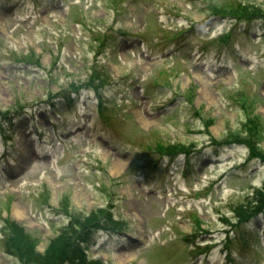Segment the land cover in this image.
Returning a JSON list of instances; mask_svg holds the SVG:
<instances>
[{"label":"rangeland","instance_id":"rangeland-1","mask_svg":"<svg viewBox=\"0 0 264 264\" xmlns=\"http://www.w3.org/2000/svg\"><path fill=\"white\" fill-rule=\"evenodd\" d=\"M260 204L264 0H0V264L65 228L82 264H264Z\"/></svg>","mask_w":264,"mask_h":264},{"label":"trees","instance_id":"trees-1","mask_svg":"<svg viewBox=\"0 0 264 264\" xmlns=\"http://www.w3.org/2000/svg\"><path fill=\"white\" fill-rule=\"evenodd\" d=\"M262 206H264V204H260L259 208L257 209L256 205H253L252 206L254 208L253 214L264 208ZM245 210H247L248 212L247 207H245ZM246 218L247 217H242V219H246ZM12 229H11V233L14 237L19 235V233L15 231L14 227H12ZM75 237L76 235L71 232L70 228H65L61 232V234L51 242L50 248L48 250L49 251L48 256H50V253H53L52 255L53 257L56 256V260L54 264H82V252L79 257L74 256L77 250L80 251V248L76 246L75 243H72L74 242ZM23 240H24V245L28 246L26 249H24V252H22L23 257L26 258V264H33L30 258V243L26 241L25 236L23 237ZM56 245H58L57 248H55ZM31 248H33V246Z\"/></svg>","mask_w":264,"mask_h":264},{"label":"bare ground","instance_id":"bare-ground-1","mask_svg":"<svg viewBox=\"0 0 264 264\" xmlns=\"http://www.w3.org/2000/svg\"><path fill=\"white\" fill-rule=\"evenodd\" d=\"M15 215L17 216V217H21L22 215H20V213L18 212V211H15Z\"/></svg>","mask_w":264,"mask_h":264}]
</instances>
